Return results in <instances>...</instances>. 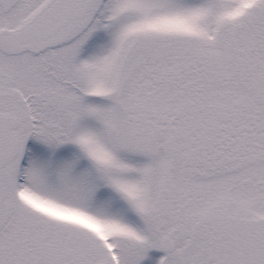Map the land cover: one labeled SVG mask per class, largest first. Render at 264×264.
Wrapping results in <instances>:
<instances>
[{"label": "snow or ice", "instance_id": "obj_1", "mask_svg": "<svg viewBox=\"0 0 264 264\" xmlns=\"http://www.w3.org/2000/svg\"><path fill=\"white\" fill-rule=\"evenodd\" d=\"M0 264H264V0H0Z\"/></svg>", "mask_w": 264, "mask_h": 264}]
</instances>
